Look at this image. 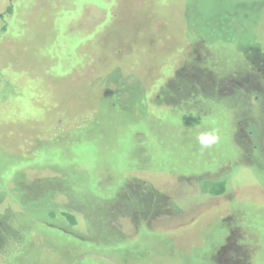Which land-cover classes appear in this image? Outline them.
I'll return each mask as SVG.
<instances>
[{
  "label": "rangeland",
  "instance_id": "obj_1",
  "mask_svg": "<svg viewBox=\"0 0 264 264\" xmlns=\"http://www.w3.org/2000/svg\"><path fill=\"white\" fill-rule=\"evenodd\" d=\"M0 264H264V0H0Z\"/></svg>",
  "mask_w": 264,
  "mask_h": 264
},
{
  "label": "clouds",
  "instance_id": "obj_2",
  "mask_svg": "<svg viewBox=\"0 0 264 264\" xmlns=\"http://www.w3.org/2000/svg\"><path fill=\"white\" fill-rule=\"evenodd\" d=\"M213 123H215L213 121ZM196 141L200 146V150H208L218 145L221 141V136L217 128H212L210 131L200 132L196 136Z\"/></svg>",
  "mask_w": 264,
  "mask_h": 264
},
{
  "label": "trees",
  "instance_id": "obj_3",
  "mask_svg": "<svg viewBox=\"0 0 264 264\" xmlns=\"http://www.w3.org/2000/svg\"><path fill=\"white\" fill-rule=\"evenodd\" d=\"M210 191H211V195H214V196L223 194L225 192V183L219 182V183L212 184ZM62 215L64 217H67L68 213H63Z\"/></svg>",
  "mask_w": 264,
  "mask_h": 264
}]
</instances>
